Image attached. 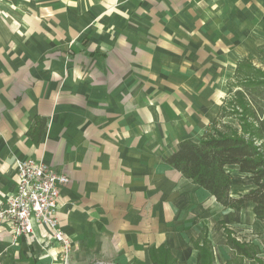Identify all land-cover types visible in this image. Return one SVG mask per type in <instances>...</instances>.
Instances as JSON below:
<instances>
[{
  "label": "crops",
  "instance_id": "1",
  "mask_svg": "<svg viewBox=\"0 0 264 264\" xmlns=\"http://www.w3.org/2000/svg\"><path fill=\"white\" fill-rule=\"evenodd\" d=\"M262 48L264 0H0V205L16 161L42 160L69 178L72 264H199L205 243L229 264V234L264 226L254 206L224 208L167 159L214 133L239 66L264 69ZM50 235L14 241L0 224V264H60Z\"/></svg>",
  "mask_w": 264,
  "mask_h": 264
},
{
  "label": "trees",
  "instance_id": "2",
  "mask_svg": "<svg viewBox=\"0 0 264 264\" xmlns=\"http://www.w3.org/2000/svg\"><path fill=\"white\" fill-rule=\"evenodd\" d=\"M259 54L264 66V48ZM236 84L240 89L235 100L229 102L232 108L230 113L236 114V106L241 107L242 112L236 116L248 128L251 138L264 139V69L256 67L251 59L246 60L237 70ZM227 110L225 106L221 118H226ZM41 125L43 129L45 123L41 122ZM253 139L246 140L243 137L214 132L197 143L184 140L178 151L169 156L167 164L209 192L226 209L242 211L247 204H251L254 206L256 219L264 224V152ZM232 167L238 168L240 174L249 175L254 182L253 189L237 198L232 197L231 193ZM228 247L233 250L234 256L242 260L254 259L260 253L254 247L239 243L230 234ZM249 248L252 249L251 252ZM200 251L199 264H214L209 245L205 243ZM173 261L166 254L165 259L154 260V264H175Z\"/></svg>",
  "mask_w": 264,
  "mask_h": 264
},
{
  "label": "built area",
  "instance_id": "3",
  "mask_svg": "<svg viewBox=\"0 0 264 264\" xmlns=\"http://www.w3.org/2000/svg\"><path fill=\"white\" fill-rule=\"evenodd\" d=\"M16 169L17 191L0 205V224L11 229L14 241L26 235L35 239L38 228H48L51 240L61 245L60 264H72V241L59 220L61 189L69 178L42 160H17Z\"/></svg>",
  "mask_w": 264,
  "mask_h": 264
},
{
  "label": "rangeland",
  "instance_id": "4",
  "mask_svg": "<svg viewBox=\"0 0 264 264\" xmlns=\"http://www.w3.org/2000/svg\"><path fill=\"white\" fill-rule=\"evenodd\" d=\"M256 61H258V60H256ZM231 86H232L231 87L232 93H230L229 98L227 100L228 104H227V102L225 104L227 109H228L227 110L228 115L226 116V118H221V116H220V118L218 119L219 121H217L215 123L214 129H212V130H214V132H221L223 134L235 135V136L240 137V138L243 137L246 140H251L253 138H251L250 134L247 132L248 128L246 126H243L242 122L236 116V115L240 114V111L242 112V108L241 107L239 108L238 106H236V108L234 107L236 114L232 115L230 113L232 108H230L229 102L235 100V96L240 89L238 84H232ZM253 141L256 142V144L258 146H260L262 151L264 152V139L259 138V137H255L253 139ZM232 168L233 169L230 168V170L232 173V177L234 179L233 181L236 184H242V182H245V183L251 182L250 179L252 180V178L250 176L247 177L246 176L247 174L243 175V173L241 176V174L237 170L238 168H236V167H232ZM234 168H236V169H234ZM237 174H239L240 176ZM235 178H237V179H235ZM238 178H241L242 180H240V179L238 180ZM251 188H254V184L252 185ZM239 237L241 238V240L243 242L241 244L245 243L248 246L254 247V248L260 250V253L254 259H250V260L249 259L242 260L236 256H233L232 257L233 261L231 262V264H264V226L262 227L259 222L256 224H253V222L248 221L246 224V227L243 229V231L241 232ZM251 251H252V249H250V252Z\"/></svg>",
  "mask_w": 264,
  "mask_h": 264
}]
</instances>
